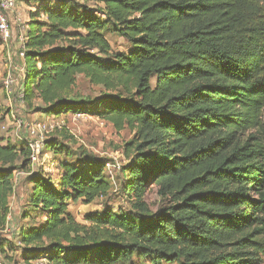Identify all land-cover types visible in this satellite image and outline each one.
<instances>
[{
  "label": "trees",
  "instance_id": "trees-1",
  "mask_svg": "<svg viewBox=\"0 0 264 264\" xmlns=\"http://www.w3.org/2000/svg\"><path fill=\"white\" fill-rule=\"evenodd\" d=\"M55 2L27 24L24 104L40 100L53 116L96 105L115 128L132 130L123 195L138 218L110 208L75 218L71 199L92 203L111 185L103 164L67 162L57 184L31 176L29 205L44 217L22 227V243L44 245L50 264H261L264 0H99L98 11ZM97 12L130 42L127 54L112 52ZM78 76L107 93L71 99ZM4 141L0 231L13 164L30 162L27 147ZM151 185L167 201L156 212L144 200Z\"/></svg>",
  "mask_w": 264,
  "mask_h": 264
},
{
  "label": "rangeland",
  "instance_id": "rangeland-1",
  "mask_svg": "<svg viewBox=\"0 0 264 264\" xmlns=\"http://www.w3.org/2000/svg\"><path fill=\"white\" fill-rule=\"evenodd\" d=\"M16 2L21 19L19 23L15 21L14 16L11 17L15 35L22 26L27 30L26 25L29 23L31 14L38 12L40 6L45 4L46 0H16ZM49 2L56 3L55 0H49ZM67 3L81 5L93 11H98L99 8L103 7L99 0H67ZM99 12H97V15L105 21V16ZM103 34L109 41L112 52L127 54L131 50L130 42L115 33L108 21L104 22ZM106 93L102 86L93 85L84 76H78L69 97L71 99L94 101ZM15 100L16 98L13 101ZM13 105L14 108H9V113L13 111L16 117L14 119L10 117L9 121H5V118L1 115L3 118L0 119V138H3L5 143L17 147H26L22 140L28 138V132L25 127L20 131L18 130L16 119H23L26 123L45 121L51 124L52 127L44 133L45 141L41 162L38 165H32L27 161L26 167L21 170L22 162L13 164L14 169L17 170L14 174V192L10 198L9 206L10 211L15 214V221H13L14 223L10 221L9 225L7 224L9 229L5 232H0V264H50L46 258L48 252L44 249V245L26 246L21 241L20 233L22 227L37 225L42 222L44 217V214L34 211L29 205V194L32 187L31 176L42 172L46 178H50L53 183L57 184L63 173L62 165L64 163L78 164L87 160L103 164L104 174L111 185V189L106 196L100 197L92 203L87 204L83 199L77 198L69 201V211L79 221L84 222V218L88 214H102L107 208L112 209L119 215L138 218V215H135L130 209L131 201L128 202L123 195L127 174L125 169L134 154L128 152V144L134 139L132 130L129 128L121 130L115 128L109 121L95 113L98 110L96 105L91 108L90 113L71 111L59 116L39 111V108L44 106L40 100H35L32 108H28L26 104H21L18 101H15ZM6 108V106L2 107L4 114L7 113L5 112ZM101 108H103V105H100L99 109ZM129 154L130 157L128 158ZM18 172L21 173L17 175ZM151 186L144 200L149 211L156 212L166 205L167 201L158 195L155 186ZM26 215H30L27 222L24 226L19 225V219L26 217ZM4 230L5 228L2 231ZM133 264L152 263L147 259L135 257ZM261 264H264V256H261Z\"/></svg>",
  "mask_w": 264,
  "mask_h": 264
},
{
  "label": "built area",
  "instance_id": "built-area-1",
  "mask_svg": "<svg viewBox=\"0 0 264 264\" xmlns=\"http://www.w3.org/2000/svg\"><path fill=\"white\" fill-rule=\"evenodd\" d=\"M14 16L15 21L20 23L21 15L17 9L16 0H0V36L3 43L18 42L19 43V53L21 57H25L26 48H25V27H21L19 32L15 35L12 19ZM24 78V77H23ZM17 79L15 75L11 72H8L3 79V89L5 90L7 96L12 98L14 95V86H16ZM17 101L21 104H24V93L23 86L22 89L17 93ZM16 124L18 130L26 128L28 132V138L22 140V142L29 149V160L32 165H38L41 162L42 149L44 145V133L48 132L52 125L46 123L45 121L26 123L23 119H16ZM21 138V137H20ZM21 172H18L19 175ZM8 222V221H7ZM8 228L6 224L5 230L0 232H5Z\"/></svg>",
  "mask_w": 264,
  "mask_h": 264
},
{
  "label": "crops",
  "instance_id": "crops-1",
  "mask_svg": "<svg viewBox=\"0 0 264 264\" xmlns=\"http://www.w3.org/2000/svg\"><path fill=\"white\" fill-rule=\"evenodd\" d=\"M19 26V25H18ZM27 26V25H26ZM16 27V26H15ZM26 71V60L25 57H21L19 53V43L18 42H10V43H3L0 46V108L3 106H6L5 112L3 113L2 116L5 118V121H9L10 117L13 119L16 117L14 112L11 111L9 113V108L13 109L14 108V98L17 97H12L10 98L7 96L5 90L3 89V79L5 75L8 72H11L15 75L17 79L16 86H14V95L17 96V93L22 89V81L23 77ZM1 116V117H2ZM2 117V118H3ZM28 219H24L23 217L19 219V225H23L27 222ZM7 224L9 225V222L15 221V214H13L11 211L8 215L7 218ZM14 223V222H13ZM22 223V224H21ZM12 225V224H11Z\"/></svg>",
  "mask_w": 264,
  "mask_h": 264
}]
</instances>
